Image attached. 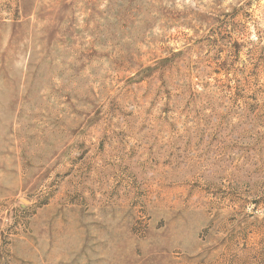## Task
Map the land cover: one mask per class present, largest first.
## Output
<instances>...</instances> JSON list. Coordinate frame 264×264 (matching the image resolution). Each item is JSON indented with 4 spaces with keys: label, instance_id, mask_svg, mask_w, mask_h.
<instances>
[{
    "label": "rangeland",
    "instance_id": "obj_1",
    "mask_svg": "<svg viewBox=\"0 0 264 264\" xmlns=\"http://www.w3.org/2000/svg\"><path fill=\"white\" fill-rule=\"evenodd\" d=\"M0 264H264V0H0Z\"/></svg>",
    "mask_w": 264,
    "mask_h": 264
}]
</instances>
